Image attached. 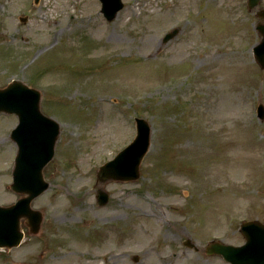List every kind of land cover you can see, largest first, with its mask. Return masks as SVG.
Returning a JSON list of instances; mask_svg holds the SVG:
<instances>
[{
	"label": "rangeland",
	"instance_id": "1",
	"mask_svg": "<svg viewBox=\"0 0 264 264\" xmlns=\"http://www.w3.org/2000/svg\"><path fill=\"white\" fill-rule=\"evenodd\" d=\"M122 1L108 20L101 0H0V86L21 78L40 88L43 111L61 124L44 170L50 187L33 200L41 231L0 248V264H227L204 251L209 242L242 244L240 224L264 220L256 9L247 0ZM137 116L152 127L141 176L98 181V167L135 137ZM17 122L0 114L3 204L18 197L7 186Z\"/></svg>",
	"mask_w": 264,
	"mask_h": 264
},
{
	"label": "water",
	"instance_id": "2",
	"mask_svg": "<svg viewBox=\"0 0 264 264\" xmlns=\"http://www.w3.org/2000/svg\"><path fill=\"white\" fill-rule=\"evenodd\" d=\"M102 12L108 20L116 17L123 7L122 0H101ZM260 0H249L250 7H255ZM259 15L264 16V8ZM26 19L25 17L22 18ZM264 35V25L260 26ZM178 29L167 33L164 40L174 37ZM255 58L264 68V37L254 47ZM0 112L16 113L19 123L12 131V138L18 144V154L13 170L12 188L23 192L16 203L0 205V246L11 248L21 243L24 237L22 218L26 217L31 233L41 230L44 213L33 208V199L45 191L50 183L45 179L44 168L55 155V147L61 132V124L41 109V92L21 79H14L5 87H0ZM259 116L264 118V106L258 108ZM137 135L113 159L102 164L97 177L101 181L108 179L130 180L140 176V163L150 146L151 126L149 121L137 117ZM100 204L109 200V194L99 190ZM241 231L246 243L240 246L211 242L207 253L223 255L231 264H264V222L259 220L245 221ZM193 245L191 241H187ZM23 264V263H15Z\"/></svg>",
	"mask_w": 264,
	"mask_h": 264
},
{
	"label": "bare ground",
	"instance_id": "3",
	"mask_svg": "<svg viewBox=\"0 0 264 264\" xmlns=\"http://www.w3.org/2000/svg\"><path fill=\"white\" fill-rule=\"evenodd\" d=\"M150 44L152 45V44H154V42L152 40H150L149 42L148 41H143L142 42V47L143 48H148Z\"/></svg>",
	"mask_w": 264,
	"mask_h": 264
}]
</instances>
